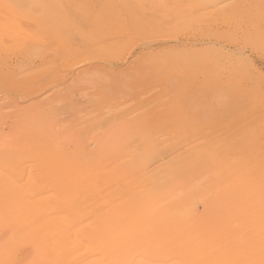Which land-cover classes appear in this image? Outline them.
Returning <instances> with one entry per match:
<instances>
[{
  "label": "rangeland",
  "instance_id": "rangeland-1",
  "mask_svg": "<svg viewBox=\"0 0 264 264\" xmlns=\"http://www.w3.org/2000/svg\"><path fill=\"white\" fill-rule=\"evenodd\" d=\"M91 262L264 264V0H0V264Z\"/></svg>",
  "mask_w": 264,
  "mask_h": 264
},
{
  "label": "bare ground",
  "instance_id": "bare-ground-1",
  "mask_svg": "<svg viewBox=\"0 0 264 264\" xmlns=\"http://www.w3.org/2000/svg\"><path fill=\"white\" fill-rule=\"evenodd\" d=\"M49 81H50V80H49ZM41 82H42V81H41ZM106 82H107V81H106ZM28 83H29V82H28ZM42 84H43V83H42ZM36 85H37V83H36ZM36 85H34V86L36 87ZM34 86H33V87H34ZM35 87H34V88H35ZM37 87H38V86H37ZM40 87H41V85H40ZM41 88H42V87H41ZM41 88H40V89H41ZM44 88H45V86H44ZM35 89H36V88H35ZM42 89H43V88H42ZM42 89H41V90H42ZM27 90H28V89H27ZM41 90H39V91H41ZM43 90H44V89H43ZM35 91H36V90H35ZM33 92H34V91H33ZM31 93H32V92H31ZM37 93H39V92H37ZM37 93H36V94H37ZM24 94H25V93H24ZM25 95H26V94H25ZM25 95H24V96H25ZM32 95H33V94H32ZM20 96H21V95H19V97H20ZM27 96H29V95H27ZM21 97H23V96H21ZM25 97H26V96H25ZM57 100H58V99H57ZM36 102H37V101H35V103H36ZM37 103H38V102H37ZM45 103H46V102H45ZM26 108H27V107H26ZM19 109H20V108H19ZM81 109H82V108H81ZM81 109H80V110H81ZM80 110H79V111H80ZM73 111H74V109H73ZM74 113H77V112L74 111ZM68 117H70V116H68ZM65 119H67V118H65ZM70 119H71V117H70ZM68 120H69V119H68ZM169 145H170V144H169ZM162 147H163V146H162ZM60 148H61V147H60ZM171 148H172V147H171ZM166 149H167V148H166ZM166 149H165V151H166ZM60 150H61V149H60ZM109 150H110V149H109ZM111 150H112V149H111ZM167 150H169V148H168ZM95 151H97V150H95ZM174 151H175V150H174ZM103 152H104V151H103ZM128 152H129V151H128ZM100 153H101V152H100ZM108 153H109V151H108ZM159 153H160V152H159ZM159 153H158V154H159ZM164 153H165V152H164ZM164 153L161 152V154H164ZM166 153H167V151H166ZM166 153H165V154H166ZM95 154H96V153H95ZM110 154H112V153H110ZM108 155H109V154H107V156H108ZM159 155H160V154H159ZM155 158H157V157L155 156ZM155 158H154V159H155ZM145 170H146V169H145ZM146 173L150 174L149 172H145V174H146ZM152 175H153V174H152ZM144 176H145V175H144ZM152 177H153V176H152ZM154 177H155V176H154ZM148 178H149V177H148ZM101 218H102V217H101ZM44 221H45V220H44ZM68 230H69V229H68ZM95 232H96V231H95ZM97 233H98V232H97ZM101 233H102V232H101ZM99 234H100V233H99ZM102 239H103V236H102ZM100 240H101V239H100ZM99 247H100V246H99ZM97 248H98V247H97ZM97 248H96V249H97ZM100 248H101V247H100ZM99 252H100V251H99ZM102 252L104 253V251H102ZM100 254L102 255V253H100ZM104 254H107V253H104ZM113 255H114V254H113ZM113 255H112V256H113ZM108 256H109V254H108ZM104 257H105V256H104ZM105 258H106V257H105ZM110 258H111V257H110ZM108 259H109V258H108ZM106 260H107V259H106ZM107 261H108V260H107ZM96 262H97V261H96ZM99 262L101 263V261L98 260V263H99ZM103 262H104V261H103ZM91 263H92V264H96V263H93V262H91ZM87 264H88V263H87ZM103 264H104V263H103Z\"/></svg>",
  "mask_w": 264,
  "mask_h": 264
}]
</instances>
